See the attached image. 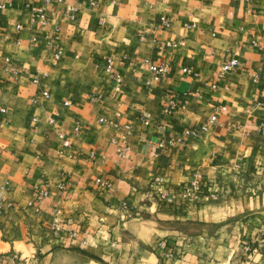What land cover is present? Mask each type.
Masks as SVG:
<instances>
[{
  "label": "crops",
  "instance_id": "1",
  "mask_svg": "<svg viewBox=\"0 0 264 264\" xmlns=\"http://www.w3.org/2000/svg\"><path fill=\"white\" fill-rule=\"evenodd\" d=\"M0 3V264H264V0ZM149 61L166 62L165 76L150 81ZM58 132L71 142L62 153ZM195 170L203 190L184 197Z\"/></svg>",
  "mask_w": 264,
  "mask_h": 264
},
{
  "label": "built area",
  "instance_id": "2",
  "mask_svg": "<svg viewBox=\"0 0 264 264\" xmlns=\"http://www.w3.org/2000/svg\"><path fill=\"white\" fill-rule=\"evenodd\" d=\"M46 1H50V0H46ZM91 4L94 3V1L90 2ZM4 4L0 3V7H3ZM68 8L70 10V12L68 13V16L70 18H74L75 16V12H76V6L74 5H68ZM33 15L35 17H37V20L39 21V23L44 24L47 22V14L46 12L43 10V8H35L33 9ZM162 24L165 27H168L170 25V20L165 16L162 15L160 17ZM17 26L19 27L20 24H17ZM54 29V33L53 36L49 39V41H47V43H49L52 47V55H51V63L53 65L57 64L59 62V60L62 57V53H63V49L62 46L60 45L59 42V34H58V26H53ZM33 41H37V38L35 36H32L31 38ZM5 60L7 62H9V57H5ZM108 62V67L107 69L110 71L111 73V77L114 81V90H120L121 86H122V74L114 69H111V59L107 58L106 59ZM238 63V58L236 56L231 57L228 61L224 62L221 64L220 67V73H225L229 70H231L234 66H236ZM5 68L8 69L9 65L6 64ZM148 69L150 71V78L149 80H158L160 78H162L163 76H165V74L167 73L168 70V64L166 62H148ZM183 71H191V69L187 66L182 68ZM11 70L16 73L17 69L16 68H11ZM41 94L46 97L49 95L48 90H42ZM65 103H69V100H66ZM176 102L174 100H170V102L164 107L165 111H169L170 109H172L173 107H175ZM2 110H4V108H1ZM215 115H212L209 118V121H214L215 120ZM100 120H103L102 117H100ZM48 122L49 123H54L55 120L53 117L49 116L48 117ZM111 122L114 125H117L116 122H113L111 120ZM264 126V117L260 122V127ZM207 129V125L206 124H202L201 126L198 127H193V126H188L184 129V136H176V137H171V138H163L158 142V146L160 147H166V146H175V145H183L185 143V138L188 136H194L199 134L201 131ZM75 130H78V127H75ZM58 137L61 141V147L59 148V152L62 153L63 152V148L65 147H69L70 146V140L67 137H64V134L62 132H58ZM127 144H122V146H119L117 148V153L119 155H123V153L125 152V149L127 148ZM203 173L200 170H195L191 173L188 181L185 183V185L183 186L182 190H181V195L184 197H190L196 194H199L201 192V190H203ZM95 182L96 184L103 186V187H110L112 182L109 178H101V177H96L95 178ZM160 184L159 179L154 178L152 181V185L157 186ZM57 187L60 189L65 188V183L62 181L57 182ZM47 194V189L45 187L42 186H36L34 188V195H35V200H39L42 197H44ZM172 195L167 194L166 192L163 191H159V198H161L162 200L164 199H171ZM4 203L6 205V207H12L14 205V201L12 200H4ZM55 217L53 219V224H52V228H53V232L55 234L59 233V229H60V218H59V214H60V209L58 208H54L53 209ZM74 232H72L73 234Z\"/></svg>",
  "mask_w": 264,
  "mask_h": 264
}]
</instances>
